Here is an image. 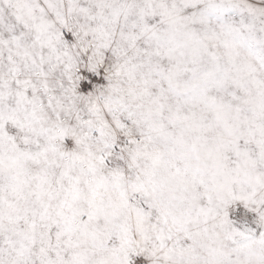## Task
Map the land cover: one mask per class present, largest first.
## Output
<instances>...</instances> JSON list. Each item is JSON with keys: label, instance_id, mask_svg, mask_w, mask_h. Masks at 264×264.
Wrapping results in <instances>:
<instances>
[{"label": "snow or ice", "instance_id": "snow-or-ice-1", "mask_svg": "<svg viewBox=\"0 0 264 264\" xmlns=\"http://www.w3.org/2000/svg\"><path fill=\"white\" fill-rule=\"evenodd\" d=\"M0 264H264V0H0Z\"/></svg>", "mask_w": 264, "mask_h": 264}]
</instances>
